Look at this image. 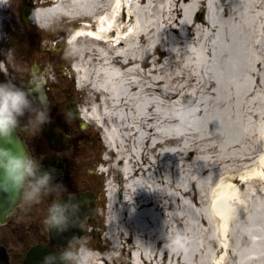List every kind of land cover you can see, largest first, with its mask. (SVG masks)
Wrapping results in <instances>:
<instances>
[{
	"label": "bare ground",
	"instance_id": "obj_1",
	"mask_svg": "<svg viewBox=\"0 0 264 264\" xmlns=\"http://www.w3.org/2000/svg\"><path fill=\"white\" fill-rule=\"evenodd\" d=\"M83 18L68 41L107 165L108 244L83 243L78 264H264V0H46L31 13L62 33Z\"/></svg>",
	"mask_w": 264,
	"mask_h": 264
},
{
	"label": "flooded vegetation",
	"instance_id": "obj_2",
	"mask_svg": "<svg viewBox=\"0 0 264 264\" xmlns=\"http://www.w3.org/2000/svg\"><path fill=\"white\" fill-rule=\"evenodd\" d=\"M24 1L21 5L13 4L8 22L0 21V81L10 80L26 89L32 86L33 71L40 70L46 76L49 121L41 123L37 110L33 115L39 121V133L28 131L21 122L19 132L34 160L43 166L36 178L46 169L54 168L56 172L54 180L40 188L35 199L31 198V187L26 188L20 204L0 222V264H25L29 251L38 246L33 264H41L48 251L69 252L67 264H77L81 245L89 236V225L97 217L102 201L95 175L99 174L96 170L102 163L103 150L99 131L81 120L82 99L74 95L67 82L69 56L64 51L62 30L58 27L55 31L39 32L28 17L36 2ZM44 127L50 130L49 138L42 134ZM81 192L92 194L94 214L81 221L75 208L68 213V223L76 227L70 234L75 238L70 241L65 230L58 231L45 221L61 198ZM79 226L84 231L82 235L77 234Z\"/></svg>",
	"mask_w": 264,
	"mask_h": 264
},
{
	"label": "clouds",
	"instance_id": "obj_3",
	"mask_svg": "<svg viewBox=\"0 0 264 264\" xmlns=\"http://www.w3.org/2000/svg\"><path fill=\"white\" fill-rule=\"evenodd\" d=\"M10 6V0H0V11ZM2 35V33H0ZM31 87L20 88L10 80L0 81V196L10 206H15L25 195L26 188L31 187L32 197L39 194V189L46 187L54 180L56 169L44 170L38 178L36 174L42 165H38L30 152L23 146L18 136L20 118L26 111L38 107L40 122H48V80L40 74V70L33 71ZM34 185H39L35 187ZM79 210V204L71 200L62 201L55 206L46 223L58 231L66 230L72 209ZM69 252L56 253L48 251L43 256L41 264H67Z\"/></svg>",
	"mask_w": 264,
	"mask_h": 264
},
{
	"label": "rangeland",
	"instance_id": "obj_4",
	"mask_svg": "<svg viewBox=\"0 0 264 264\" xmlns=\"http://www.w3.org/2000/svg\"><path fill=\"white\" fill-rule=\"evenodd\" d=\"M15 1V2H14ZM34 2H37L39 0H33ZM23 2H25L24 0H10V6L8 7V10H7V15L5 16V18L7 19V22L9 21L8 19H10V15L8 14V11L10 9H13V4H16L17 5H21ZM204 12V10H201L200 11V15H202ZM2 19V11H0V21ZM31 25V24H30ZM35 29V28H33ZM39 32H41V30L38 29ZM65 32H66V28H65ZM74 45H69V58L72 60L74 59L73 55H74V52H76L75 50V47H73ZM65 52H67V49L64 50ZM57 63H54V65H56ZM70 70V69H69ZM70 74V73H69ZM70 77H72V74H70ZM70 86L73 87V90L76 91V86L74 87L72 84H70ZM72 90V88H71ZM78 92V91H76ZM79 96L80 99H82V105L90 102L92 100V97L89 96L87 94L86 91H80L78 92L77 94ZM38 110L37 106L36 105H33V108L29 111H26L25 115L23 117H21L20 119V122L22 124L23 127H26L28 128V131H34L36 133H39V130H40V124H39V121L36 120L34 118V115L33 113L35 114L36 111ZM192 126V125H191ZM194 127V126H192ZM264 128V120L261 121V128L259 129V132H258V141L261 143L263 142L264 144V135L261 134L260 130ZM93 129L95 131H97L94 127ZM195 138V137H193ZM263 155V152L260 153L259 157H261ZM102 163H104V161H102ZM104 167H102L101 171H104L102 172L101 174H96V178H97V181L99 183V188H100V191H101V194H102V201L100 203V207H99V212H98V215L97 217H95L90 225H89V236H87L85 238V243H87L88 245L91 246L90 249H94V247L92 246H95L97 244H100V243H103V245H107V241L106 240H103L102 238L104 237V222H105V215H106V193H105V182L107 181V177H108V174L105 172V167H107L106 164L103 165ZM104 181V182H103Z\"/></svg>",
	"mask_w": 264,
	"mask_h": 264
},
{
	"label": "water",
	"instance_id": "obj_5",
	"mask_svg": "<svg viewBox=\"0 0 264 264\" xmlns=\"http://www.w3.org/2000/svg\"><path fill=\"white\" fill-rule=\"evenodd\" d=\"M44 134L46 136H49L50 134V130H44ZM20 140L22 141L23 143V140L21 139L20 135L18 134ZM23 146L25 147L24 143H23ZM26 148V147H25ZM19 202V201H18ZM17 202V203H18ZM16 205V204H15ZM13 208V206H10L7 201L2 197L0 196V220ZM31 260V259H30ZM29 259L27 260V264H33Z\"/></svg>",
	"mask_w": 264,
	"mask_h": 264
}]
</instances>
